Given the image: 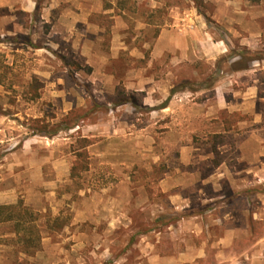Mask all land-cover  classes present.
I'll return each instance as SVG.
<instances>
[{
  "label": "crops",
  "instance_id": "obj_1",
  "mask_svg": "<svg viewBox=\"0 0 264 264\" xmlns=\"http://www.w3.org/2000/svg\"><path fill=\"white\" fill-rule=\"evenodd\" d=\"M203 3L0 0V34L35 26L40 13L46 41L37 44L31 36L29 46L45 49L63 68L33 75L53 76L46 86L64 114L73 106L87 110L120 85L127 96L104 102L93 121L61 130L124 141L125 160L116 159L120 149L95 153L100 169L158 174L136 184L123 175L112 191L96 193L94 210L76 208L70 225L103 224L94 233L101 247L93 251L94 264H264V0ZM21 15L29 16L27 24ZM241 50L254 59L243 61ZM65 57L80 67L72 70ZM45 165L37 163L36 189L47 188ZM71 165L67 156L47 164L67 175ZM13 201L0 196V203ZM136 220L152 224L137 230ZM120 228L140 237L135 255L129 254L134 243L115 250ZM44 232L31 264H88L92 233L71 229L62 245ZM2 257L0 264H12Z\"/></svg>",
  "mask_w": 264,
  "mask_h": 264
},
{
  "label": "rangeland",
  "instance_id": "obj_2",
  "mask_svg": "<svg viewBox=\"0 0 264 264\" xmlns=\"http://www.w3.org/2000/svg\"><path fill=\"white\" fill-rule=\"evenodd\" d=\"M19 17H22V22L27 24L29 16ZM32 19L36 23L35 26L21 31L12 29L9 34H0V196L14 199L11 203L0 204H10L13 206L11 213L15 214L11 221L0 220V255L2 254L4 256L2 258L6 259L8 257L12 264H31V257L41 247V236L45 230L53 234V239L62 240L64 242L62 245H66L70 240L64 235L67 231L76 228L92 233L86 245L85 260L88 264H94V261H99V257L93 251L97 252L101 248L95 245L97 239L94 233L103 224L97 221L92 223L86 221L70 225L76 208L80 206L94 210V204L98 200V198L94 199L96 193L103 187H110V189L107 188V192L112 191V187L123 175H127L130 182L136 184L142 181L143 177L151 178V175L155 177L158 174L145 175L133 171L112 174L107 169H100L98 155H95L98 151L120 149L123 156L116 159H126L125 142L113 141L109 136L100 137L98 140L90 139V142L96 140L94 142L96 144L86 146V150L88 147V169L81 171L76 177L67 175L64 170L55 172L52 167L47 166L51 161L56 162L64 156H67L68 164H72L82 132L61 130L52 137L33 132L31 118L43 117L50 128L53 124L60 122L65 115L63 111L65 106H62L59 100L52 99L49 85L46 86L47 81L54 79L52 75L36 77L41 82V87L38 89L39 96L30 99V83L35 77L34 72H47L46 70L51 67L55 72H59L63 68V63L51 58L45 49L36 50L29 46L31 36L37 44L44 45L46 41L44 26L39 28L40 13H35ZM103 24L107 28L110 25L109 19L103 18ZM151 35L152 30H148L145 36L148 39ZM107 39L106 29L103 42ZM243 61H246L244 56ZM116 67L120 70L123 64L118 62ZM84 68L86 70V67ZM85 80L81 79L80 89L81 92L86 93L89 86ZM115 92L116 90L111 95L98 96L95 103L91 102L87 109L88 117L80 121V125L96 119L97 114L104 111L107 106L104 102L110 101ZM65 100L70 102L68 97ZM38 161L46 164L42 175L46 178L47 188H35L38 184L37 178L41 176L40 172L36 171ZM61 165L58 163V166ZM154 180V178L150 179L151 182ZM39 192L40 195H38ZM157 196L161 197L159 194ZM4 216L1 215L0 218ZM17 222L20 225H15ZM143 224L147 226L152 222L143 223L136 220L133 225L135 229L140 230ZM66 226L63 236L58 237L55 232H61ZM131 234L126 228L118 229L116 251L122 252L129 244L134 243L135 245L130 247L129 254H136V243L140 237L133 235L132 237Z\"/></svg>",
  "mask_w": 264,
  "mask_h": 264
},
{
  "label": "trees",
  "instance_id": "obj_3",
  "mask_svg": "<svg viewBox=\"0 0 264 264\" xmlns=\"http://www.w3.org/2000/svg\"><path fill=\"white\" fill-rule=\"evenodd\" d=\"M169 3H180L184 0H167ZM196 5H203V0H193ZM240 55L243 59V56L245 57V60H251L254 59V54L250 52L249 50H241ZM245 61V62H246ZM64 63L68 65L72 70L78 69L80 66L77 62L72 61L70 58L65 57ZM41 87V82L36 77L32 78V81L30 83V99H34L39 96L38 89ZM127 100V96L125 95V92L122 88V86H119L116 88L115 95L111 97L110 101L113 103H121ZM89 111H87L85 108H81L78 106H73L64 116H62L60 122L53 124L48 128V122L45 121L43 117H35L31 118V126H33V132L39 135H46V136H52L56 134L61 129H70L77 125H80V121H84L88 116ZM91 112V111H90ZM79 145L75 152V159L72 162V165L70 167V176L76 177L80 174L81 171H85L88 169V153L86 150V146L90 143V139L85 137L79 138ZM11 206L10 204H0V216L5 215L4 217H1V221H8L12 220L13 217H15V214L11 213ZM5 213V214H4ZM15 225H20L19 222Z\"/></svg>",
  "mask_w": 264,
  "mask_h": 264
}]
</instances>
